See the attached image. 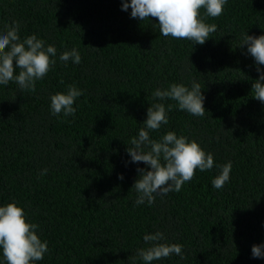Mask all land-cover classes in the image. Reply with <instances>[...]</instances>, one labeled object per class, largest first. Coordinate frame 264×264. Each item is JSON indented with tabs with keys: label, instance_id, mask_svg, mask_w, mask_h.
I'll return each instance as SVG.
<instances>
[{
	"label": "trees",
	"instance_id": "1",
	"mask_svg": "<svg viewBox=\"0 0 264 264\" xmlns=\"http://www.w3.org/2000/svg\"><path fill=\"white\" fill-rule=\"evenodd\" d=\"M200 11L217 26L202 45L161 35L155 18H132L122 0H0V32L17 21L21 40L35 34L56 48L34 93L0 85V205L15 202L39 226L48 252L34 264H133L151 246L143 236L157 231L161 242L182 245L184 259L151 264H264L251 254L264 243V104L252 97L255 62L238 47L245 33L264 34V0H227L216 18ZM73 48L81 62L65 65L59 56ZM193 81L204 115L173 107L149 135L187 137L214 166L151 206L136 205V170L148 166L131 162L130 140L149 106L176 105L154 98L156 89ZM69 85L83 90L74 116L52 115L50 96ZM228 162L230 178L216 189L212 180Z\"/></svg>",
	"mask_w": 264,
	"mask_h": 264
},
{
	"label": "clouds",
	"instance_id": "2",
	"mask_svg": "<svg viewBox=\"0 0 264 264\" xmlns=\"http://www.w3.org/2000/svg\"><path fill=\"white\" fill-rule=\"evenodd\" d=\"M227 0H122V10L131 8L132 18L140 21L155 18L160 34L177 40H188L193 44H204L217 31L215 24H208L201 18H216L223 14ZM5 31L0 32V85L7 86L15 82L21 92L36 91V81L43 79L55 64L52 57L56 56L53 45L45 46L42 39L35 34L21 40L19 22L13 21L5 25ZM247 47V53L255 62L258 78L251 84L252 97L264 104V34L259 36L245 33L238 47ZM59 59L67 65L71 59L79 64L81 56L73 48L64 51ZM15 61V63H14ZM18 70V71H17ZM201 86L193 81L191 87L172 83L168 89H156L154 98L163 101L168 98L176 101V105L168 104L167 110L163 103H154L147 108V118L144 127L138 135L130 140L126 151L131 162H143L147 168H137V178L132 187L137 193L136 205L147 203L151 206L156 195L164 196L169 192H178L182 186L193 179L196 170H210L214 166L211 153H206L195 141L187 137L177 136L174 131H167L159 140L150 138V131H158L161 125L168 124L167 111L173 107L193 116L201 117L205 113L204 96ZM83 95V90L69 85L66 93L57 92L50 96V111L54 116L63 113L64 117L74 116L76 108L73 104L77 97ZM147 149V150H145ZM219 174L212 180V186L221 189L228 182L231 172V162L220 165ZM43 169L40 175H44ZM118 174V179L123 180ZM39 226L26 220L22 207L15 202L0 205V250L4 264H34L42 260L48 252L47 241L36 234ZM143 240L151 246L140 248L131 257L133 264L140 259L144 264L162 260L173 254L184 259L182 245L161 242L165 240L162 232L145 234ZM251 254L254 258L264 257V243L253 244Z\"/></svg>",
	"mask_w": 264,
	"mask_h": 264
}]
</instances>
